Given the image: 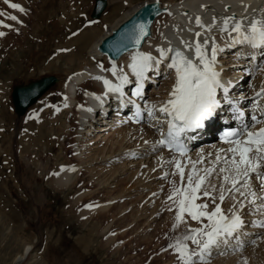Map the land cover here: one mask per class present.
Masks as SVG:
<instances>
[{
    "label": "rangeland",
    "instance_id": "rangeland-1",
    "mask_svg": "<svg viewBox=\"0 0 264 264\" xmlns=\"http://www.w3.org/2000/svg\"><path fill=\"white\" fill-rule=\"evenodd\" d=\"M108 1V7L100 18L93 19L91 14L96 0H10L24 7L25 14L10 9L0 0V11L16 15L23 22L17 24L0 17L13 26L12 29L0 27V31L6 32L5 36L0 37V264H177L176 254L167 245L174 243V238L181 235L187 226L181 224L180 228L173 230L174 212L167 210L170 205L167 196L171 190L169 181L178 182L179 177L164 178V173L171 172L172 169L158 159L164 156L166 161L171 155H162L163 151L149 153L148 148L145 149L142 144L130 158H117L125 152L109 156L114 129L96 130L90 135L92 140L89 142H93L92 145L89 143L90 149L82 150V147L78 149V138L85 135L86 131L81 130L77 138L73 134L78 128L70 130L71 121L80 115V103H84L83 88L93 80L91 78L80 86L72 101L66 90L68 80L83 65L101 62L100 59L89 57L88 51L92 50L108 25L112 26L125 10L144 0ZM168 1L179 3L182 0H164ZM164 17L157 20L153 28L154 34L161 31L166 21L173 20L176 23V19H180ZM218 27L216 25L211 33L217 39L223 36L217 30ZM88 30L90 35L83 37L82 34L79 43L74 46L70 44L80 33ZM74 32L77 35L73 36ZM62 49L68 51H61ZM224 52L228 55L219 54L218 62L221 63L217 66L225 70L226 67L229 68L228 72L231 74L238 70L231 64L238 52ZM72 54L76 57H72L74 59L71 61L69 56ZM106 65L104 64L105 68ZM262 73L258 68L253 76H248L241 82V88L244 86L249 92L254 90L251 87L260 81ZM48 75H56L59 80L24 116L18 118L12 102L13 88ZM166 76V73L156 76L159 79V91H164L166 88L162 89L163 85L170 86L174 81L172 77L165 78ZM150 97L151 93H148L146 99ZM65 103L68 107H64ZM57 107L59 112L56 111ZM46 114L49 117L44 118ZM30 115L36 118L28 119ZM52 116L56 123L51 121ZM49 121L55 125L54 128L63 124L68 130V136H51L50 152L40 144L30 145L36 135L35 131L39 126L47 128ZM101 127L99 124L98 128ZM145 129L154 131L149 136L152 139H147L143 133L139 143L148 140L152 145L156 142L158 132L148 125ZM80 149L83 154H80ZM219 149L212 137L205 144L194 145L189 156L192 160L204 157L205 164L200 165L204 167L213 159L208 154ZM146 159L148 161L145 163ZM129 160L134 164H128ZM154 161L161 162L156 169L153 168L160 173L155 174L150 169ZM127 164V170L121 175L115 173L114 177L110 176L113 173L109 169L119 170ZM62 166L65 169L76 168L73 174L76 183L70 189L59 191L52 180L57 177L53 173L60 175L67 171H61ZM87 169H93V178ZM148 169L150 174H147ZM82 171L83 175L79 177ZM134 171L137 173L134 174ZM137 181L141 183L135 187ZM87 186L89 187L86 188ZM91 193L98 195V200L86 202L85 197ZM118 199H124V202ZM230 203L231 201H225L222 207L227 209ZM86 205H92L91 208H108L104 216L109 218L84 220L82 211L89 209ZM243 215L245 225L254 230L247 232L249 234L245 235L246 239L239 244L232 241L226 248L214 250L208 258L209 264H244L245 261L247 264H264V228L251 223V220H264V216H251L247 211ZM110 223V226L115 225L113 231L102 233ZM189 224L191 227L199 226L191 220ZM157 228L162 230L155 237ZM163 232L168 234L164 240L160 235ZM111 235L115 237L108 243L107 239ZM22 256L24 258L21 259Z\"/></svg>",
    "mask_w": 264,
    "mask_h": 264
},
{
    "label": "snow or ice",
    "instance_id": "snow-or-ice-1",
    "mask_svg": "<svg viewBox=\"0 0 264 264\" xmlns=\"http://www.w3.org/2000/svg\"><path fill=\"white\" fill-rule=\"evenodd\" d=\"M3 3L26 13L20 4L10 0H3ZM225 11L229 8L226 7ZM246 12L247 6L240 16L233 13L221 19L217 30L226 37L225 47H221L216 37L211 35L216 28V17H213L212 24L205 25L197 16L195 24L203 31L188 29L194 38L191 41L180 40L184 50L173 47L170 41L167 48L156 47L158 55L137 48L126 65L128 71L118 68L114 61L110 68H105L103 63L97 65L102 72H109L115 82L102 75L92 77L103 84L101 95L91 94L101 106L106 98L114 95L120 108L132 111L129 120L146 123L159 132L161 138L151 145L152 151L167 150L171 154L166 161L163 156L158 159L172 169L164 173V178L179 177L178 182L169 181L171 190L167 196L170 202L167 210L174 212L173 230L180 228L181 224L187 226L181 235L174 238V243L168 245L176 254L177 264H209L208 258L214 250L240 240L246 224L243 213L247 211L249 215L264 216V107L257 99L264 98V86L255 93L250 115L246 114L240 100L229 95L230 86L222 82L221 71L217 70L218 55L226 47L239 45L251 49V61H256L258 56L264 58V15L250 18ZM155 14L160 13L156 11ZM0 17L23 23L6 11H0ZM0 27L12 29L13 26L0 19ZM5 35L6 32L0 31V37ZM148 35L147 22L137 21L127 30L125 39L116 50L128 51L129 44L139 46ZM257 67L264 71V60ZM164 69L168 70L165 78L172 77L173 85L167 99L152 103L145 98L146 83L152 81L153 75H163ZM64 107H68L67 103ZM84 110L93 111L92 108ZM56 111L60 109L57 107ZM222 117H226L225 124L229 121L236 123L235 127H226L220 137L227 147L209 153L213 159L207 166L200 167L205 164L204 157L192 160L188 155L187 142L195 140L201 130ZM34 118V115L28 117ZM143 143L147 145L149 141L144 140ZM65 170L75 171V168L62 166L61 171ZM225 201H231L227 209L222 207ZM85 207L91 208L92 205ZM189 220L199 226L191 227ZM251 223L264 228V220Z\"/></svg>",
    "mask_w": 264,
    "mask_h": 264
},
{
    "label": "bare ground",
    "instance_id": "bare-ground-1",
    "mask_svg": "<svg viewBox=\"0 0 264 264\" xmlns=\"http://www.w3.org/2000/svg\"><path fill=\"white\" fill-rule=\"evenodd\" d=\"M172 4V13L171 14H165L164 16H161L160 18L164 17V18H171L173 19L174 17L176 18H180V19H176V23H174L173 20L171 21H166L164 24H163V28L161 29V31H159V33H155L151 38H149L147 40V42L145 43L144 47L142 48V51H148V52H152L153 55H158V53H156L155 49L156 47L158 46H162V47H165L167 48L168 47V42L170 41L171 42V45H175L177 47H184L181 43H180V40L183 39V40H186V41H191L193 37V33L192 32H189L188 29H192L193 30H199L196 26V24L194 23L195 22V18L199 15L201 18H202V21L205 25H210L213 23V17H216V25L219 26V23L221 21V19L224 17V16H228V15H232L233 13H237L238 15L237 16H240L241 13H244L245 12V6H247V12L245 13L246 15H248L250 18L252 16H256V17H260L262 15H264V0H182L181 2L179 3H171ZM230 6V7H229ZM228 7L229 8V11H225V8ZM11 9V8H10ZM15 11V10H14ZM17 11V10H16ZM196 13H199L198 15H195ZM23 14V13H22ZM25 14V13H24ZM20 16V13L19 15ZM22 18V17H21ZM159 18V19H160ZM158 19V20H159ZM182 19V20H181ZM175 20V18H174ZM157 22V21H156ZM160 22V21H159ZM163 23V22H162ZM156 24V23H155ZM155 26V25H154ZM154 28V27H153ZM202 30V29H201ZM203 31V30H202ZM89 30L88 31H85V32H82L80 33L79 36L75 37V39L70 42V44H72L74 46V44H77L79 43L78 40H79V37L82 35L83 37H87V35L89 34ZM85 35V36H84ZM90 35V34H89ZM103 35V34H102ZM82 38V37H81ZM217 39V38H216ZM82 42V41H81ZM85 43V42H84ZM96 43V42H95ZM94 43V44H95ZM217 43L221 46V47H225V43H226V37L224 36H221L219 39H217ZM94 46V45H93ZM93 50V48H92ZM225 50H228V52L230 51H237L239 52H242V50H246L245 47H242V46H236L235 48H225ZM75 52H77L75 50ZM235 52V53H237ZM132 53V52H131ZM131 53L129 54H126L124 57H122V59L116 63L117 67L118 68H124L125 71H128L126 65L130 62V55ZM224 54H227L226 52H223ZM81 55V53H80ZM232 55V54H231ZM70 60L72 61L74 58L72 57H76L75 54H72L69 56ZM72 58V59H71ZM219 59V57H218ZM235 59H240L239 58V55L236 54V57ZM105 62L104 64L106 65V68H110L112 63L111 62H107L104 60V58L100 59L99 61ZM99 62V63H101ZM99 63H94V65H83V67H81V70H79L73 77H70V79L68 80V83H67V95L69 96V99L72 101L73 99H75V94L76 92H78V89L80 86L86 84L88 82V80H90L93 76H96V75H102V76H105L106 78L108 79H111V74L109 72H102L99 68H98V64ZM221 62H218V64H220ZM239 63H243V62H239ZM246 63V62H244ZM249 64V62H248ZM223 65V64H221ZM224 66V65H223ZM222 66V67H223ZM225 67V66H224ZM223 67V68H224ZM217 69L219 71H221V78H223L224 80H226L227 82H230L232 80H234L235 82H237L238 80V74L239 73H242V69L241 68H235V69H238L236 71H232L233 73H229V68L226 67L227 70L225 69H220L219 66H217ZM234 69V70H235ZM225 71V72H224ZM168 72V70H167ZM166 69H164V72L163 73H166ZM227 76H226V74ZM256 73V71H255ZM233 74V75H232ZM254 73L251 75L253 76ZM243 76V75H242ZM153 79L155 81H159V79H155L153 77ZM246 79L243 78L242 81H244ZM93 80V79H92ZM259 82L257 84H255L254 86L251 87V89L255 88L254 90H252L251 92H249V94L247 93L246 96H248V98L252 97L253 95H255V93L257 91L260 90V88L262 86H264V71L262 74H260V78H259ZM174 82V81H173ZM151 83V82H150ZM173 85V83H172ZM172 85H163L162 89L163 88H166L164 89V91H159L157 86H156V91L159 93V95L157 94H151V97L148 99L150 102L152 103H159L165 99H167L168 97V92L170 91ZM102 81H96V80H93L92 83H87L84 88H83V91H84V94L86 95V92H88V90H94L98 93H100L102 91ZM244 87V86H243ZM249 87V86H248ZM247 87V88H248ZM243 90H247L246 87L239 90L241 93V95H243L242 93H245V91ZM248 91V90H247ZM235 92V91H234ZM78 94V93H77ZM84 95V99H83V102L84 103H80V107L81 106H85L86 105V97ZM255 97V96H254ZM160 98V99H159ZM260 100V105L261 107L263 106V103H264V98H257ZM92 103L96 104L97 103V100H95L92 96V100H91ZM245 106V105H243ZM243 108H247V107H243ZM80 112V110H79ZM118 113V112H117ZM80 114H82L80 112ZM54 115V114H53ZM48 114H46L44 116V118H47ZM49 117V116H48ZM51 118V117H50ZM53 118V119H52ZM51 118V121H54V123H56L54 120V117L52 116ZM77 119V120H76ZM76 119H74V121H71L72 124H76V126L70 124V130H72L74 127H77V132L76 133H72L73 135H75L77 138H78V135L80 136V131L82 130V128H86V127H94V125H87L86 123V119H84L81 115H78L76 117ZM116 119V118H114ZM50 120V119H49ZM84 121L86 126L85 127H82L81 126V122L80 121ZM222 119H217L215 120L216 121H221ZM58 124V123H57ZM56 124V125H57ZM126 123L124 124H120V125H116V129L115 127L112 128L114 129L113 130V133L112 135L114 136V138H112L110 140L111 142V148L109 150V156L117 153V152H125L123 155H120L118 156L117 158H120V157H132L134 156L133 153H135V151L137 150L138 147H140L142 144L143 147L148 148V151L149 153L153 152L152 151V148H151V145H145L144 143L140 142L139 143V140L140 138H142V134L144 133V137H146L147 139L150 138L152 139V137H149L150 134H152V132H149V131H146L145 127L147 125H143V124H138V125H133L131 123L128 124V126L125 125ZM141 125V126H140ZM33 126V125H32ZM31 126V127H32ZM47 128H44L39 126L38 130L37 128L35 130L36 132V135L34 137L33 140H31V146H37V145H41L45 148H47V150L50 152L52 150V138L51 136L54 135L55 137H61V136H64V135H67L68 133V130L63 126V124L57 128H54V124H50V121L49 123L47 124ZM118 126V127H117ZM133 126V127H131ZM96 127V126H95ZM218 127V124L217 122L213 124V129L217 128ZM34 129V128H33ZM45 129V131H44ZM96 130H105V129H108V128H104V127H101V128H98L96 127L95 128ZM93 130V128L89 129L88 132H85V135L87 134V136H85L83 134V136H80L79 139V146H78V149L80 147H82V150H88L90 149V145L89 143L92 145L93 142H89L90 140H92V138H90V132ZM150 130V129H149ZM74 131V130H73ZM79 131V132H78ZM47 132V133H46ZM57 132V134H56ZM34 133V132H33ZM53 133V134H52ZM48 134V135H47ZM96 135V134H95ZM212 134L209 133L207 135H203V136H211ZM49 136V137H48ZM68 136V135H67ZM65 136V137H67ZM72 136V135H71ZM74 136V137H75ZM112 136V137H113ZM75 137V138H76ZM101 137V136H100ZM156 137V135L154 136ZM160 139V136H159V133H158V136L156 138V141ZM29 140V139H28ZM97 140H100V139H97ZM96 140V141H97ZM155 140V139H154ZM153 140V142H154ZM94 141V140H93ZM143 141V140H142ZM148 141V140H147ZM77 143V144H78ZM96 143V142H95ZM191 144H193V141H191ZM30 147V146H29ZM220 148H225L227 146H219ZM81 150V149H80ZM82 150L80 151V154L82 153ZM87 151H85L86 153ZM112 152V153H111ZM217 152V150H216ZM60 153V152H59ZM147 152H145L146 154ZM148 153V154H149ZM79 154V153H78ZM83 154V153H82ZM166 155V156H169L170 155L168 153H166L165 151H163L162 155ZM204 154V153H203ZM100 155V154H98ZM192 155V154H191ZM165 156V157H166ZM164 157V156H163ZM86 158V157H85ZM116 158V159H117ZM171 158V157H170ZM169 158V159H170ZM93 160V159H92ZM91 161V160H90ZM146 161H148V159H146L144 162L146 163ZM129 162H132L131 160L128 161V164H130ZM162 162V161H161ZM161 162L159 161H154L153 163V166L150 167V169L153 170V168H155L157 166V164H161ZM85 163V162H83ZM133 163V162H132ZM128 164L124 167H122L121 169H109L110 172L113 173V175H110L111 177L113 176L114 177V174L115 173H119L120 175L122 174V172H124V170L128 167ZM134 164V163H133ZM140 164V163H139ZM142 164V163H141ZM159 164V165H160ZM82 165V163H81ZM145 165V164H144ZM85 167V166H84ZM140 167V166H139ZM87 168V167H86ZM76 169V168H75ZM150 169L147 170V174H150L151 171ZM156 169V168H155ZM88 172H90L91 174V178L94 177L95 174H93V169H87ZM122 170V171H121ZM127 170V169H126ZM146 171V170H145ZM75 171H71V170H67L65 171L63 174L61 173L60 175H57V177H54L52 182H53V185L54 187H56L59 191H63V190H67V189H70L72 187L75 186V183H76V180L73 178V174H74ZM101 172V171H100ZM155 174L157 173H160V172H156L154 171ZM137 171H134V174H136ZM144 173V172H143ZM133 174V178L135 177ZM83 175V171L80 172L79 174V177ZM130 179V178H129ZM132 179V178H131ZM116 180V179H115ZM91 181V180H90ZM139 183H141V181H137L135 183V187L139 185ZM131 185V184H130ZM129 186V185H128ZM89 186H87L86 188H88ZM127 189V188H126ZM125 190V189H124ZM137 190H138V187H137ZM122 193H123V190H122ZM120 194V195H123V194ZM133 194V193H132ZM119 195V196H120ZM134 196V195H133ZM116 198V197H114ZM81 200V199H79ZM85 200H87L86 202H93V201H96L98 200V195H95V194H90L89 196L85 197ZM84 200V201H85ZM124 200V199H123ZM123 200H119L118 201H123ZM150 200V199H149ZM83 201V202H84ZM124 202V201H123ZM228 208V207H227ZM108 211V208H105V207H100V206H97V207H93V208H89L85 211H82V217L84 218V220H88L90 218H97V219H106L107 217L104 216L106 215L105 213ZM105 212V213H104ZM101 213V214H100ZM255 215V214H254ZM122 216V215H121ZM142 216V215H141ZM140 216V217H141ZM252 216V215H251ZM151 217V216H150ZM248 217V216H247ZM109 218V217H108ZM107 218V219H108ZM91 220V219H90ZM119 220V219H118ZM150 220V219H149ZM104 221V220H103ZM102 221V223H103ZM107 221V220H105ZM248 221V219H247ZM251 221H254V220H251ZM256 221V220H255ZM119 222V221H118ZM139 222V221H138ZM151 222V221H150ZM101 224V223H100ZM101 225H104V224H101ZM111 223L109 225H107L105 228H104V231H102V233H105L106 231H113L112 228L114 229L115 225L113 224L112 226H110ZM118 225V224H117ZM170 225V224H169ZM250 225V224H249ZM170 227V226H169ZM134 228V227H133ZM166 228V227H164ZM111 229V230H110ZM155 237H157V235L161 232V230H159L158 228L155 229ZM245 230V231H244ZM244 234L240 237V240L237 241V240H233V241H237V243L239 244L240 241L242 242L243 239H246V234H249L247 232L249 231H253L254 229L251 228V226H247L245 225V228H244ZM91 231V230H90ZM92 233V232H91ZM90 233V234H91ZM153 234V233H152ZM161 235V239L164 240V238L168 235L166 234L165 232H163ZM124 236V235H122ZM115 236L114 235H111L109 236V238L107 239L108 243L114 238ZM154 237V236H153ZM117 238V237H116ZM119 238V237H118ZM106 243V242H105ZM107 243V244H108ZM148 243V242H147ZM150 243V242H149ZM235 243V242H234ZM233 244V243H232ZM150 245V244H149ZM105 246V245H104ZM168 246V245H167ZM232 247V245H231ZM142 249V248H141ZM218 250V249H217ZM220 250V249H219ZM222 250V249H221ZM151 254V253H150ZM24 258V256L21 257V259ZM157 260V258H156Z\"/></svg>",
    "mask_w": 264,
    "mask_h": 264
},
{
    "label": "water",
    "instance_id": "water-1",
    "mask_svg": "<svg viewBox=\"0 0 264 264\" xmlns=\"http://www.w3.org/2000/svg\"><path fill=\"white\" fill-rule=\"evenodd\" d=\"M156 5L154 9L153 6ZM108 6V0H96L92 17L98 18ZM159 11V15L155 12ZM172 11V4L159 0H144L131 8L125 10L119 16L112 26L106 27L103 35L96 41L93 50L90 54L96 57L107 56L108 60L118 61L126 53L142 49L145 41L152 35V27L155 20L162 14ZM140 21L147 22L149 35L142 40L139 46L129 44L128 51H117V47L121 41L125 39L127 30L132 27V24ZM58 77L55 75L44 76L38 80L30 81L26 84H19L13 88L12 102L15 108V113L18 118L22 117L30 106L34 105L40 97H42L52 86H54Z\"/></svg>",
    "mask_w": 264,
    "mask_h": 264
}]
</instances>
